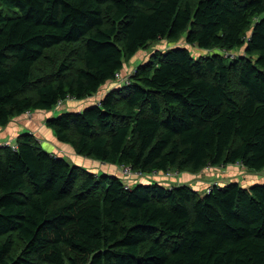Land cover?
<instances>
[{
    "label": "trees",
    "instance_id": "trees-1",
    "mask_svg": "<svg viewBox=\"0 0 264 264\" xmlns=\"http://www.w3.org/2000/svg\"><path fill=\"white\" fill-rule=\"evenodd\" d=\"M0 4L15 10L0 13V128L89 99L141 50L176 43L96 104L44 123L76 156L142 173L134 187L32 134L0 147V264H264V183H177L264 170V0Z\"/></svg>",
    "mask_w": 264,
    "mask_h": 264
},
{
    "label": "rangeland",
    "instance_id": "rangeland-1",
    "mask_svg": "<svg viewBox=\"0 0 264 264\" xmlns=\"http://www.w3.org/2000/svg\"><path fill=\"white\" fill-rule=\"evenodd\" d=\"M15 10L12 9H7L5 6L0 4V13L3 14L5 17H10L12 16V13H14ZM176 43L170 42V41H166V40H162L159 42H156L154 44L149 45L146 49L141 50L140 52L137 53V55L129 62V64H126L127 66L124 68L125 70H123V73H120V78L121 79H126L133 68H136L138 65H140L141 63L145 62L147 59L149 60L152 55L154 53H160V52H164L165 50L174 47ZM180 44H183V40L180 41ZM194 54L198 55V53H202V52H197V49H194ZM207 54H211L212 52H206ZM205 52H203V54H206ZM201 54V55H203ZM128 67H130V70L128 71ZM124 74V75H122ZM126 74V75H125ZM120 84H123L122 82ZM105 87H103L102 89L99 90V92L102 93L103 89ZM106 90V88H105ZM99 97L97 95H94L93 97L86 99L84 101H70L68 104H62L61 106H58L57 108H55L53 112V116L51 117H57L60 114L71 110V108H69V106L71 105H81L82 109L83 107H86L88 105H90L89 103L91 101H94L96 99H98ZM97 102V100H96ZM96 102H94V104H96ZM28 118V117H27ZM29 119V118H28ZM37 127H33V130L36 129ZM71 152V151H69ZM72 153V152H71ZM73 154V153H72ZM57 156V155H55ZM63 158L65 160H71L74 162V160H72L70 158V155H64ZM84 158V157H82ZM69 162V161H68ZM72 165H75L71 162H69ZM82 165H85V167L88 169L89 172L94 173L96 175L98 174H107L106 172H108V170H106V167H104V164H100L97 163L95 161H92L90 159H86L84 158ZM77 166V165H76ZM81 168H84L82 166H79ZM185 176H195L196 174H189V173H184ZM177 175V173L173 174V176ZM200 181V179H205V178H211L214 179L215 181L220 180L223 177L226 178H235L237 180V182L248 185V184H262L264 183V170L259 171V172H249L246 169H244V167L240 166V165H234V166H221V167H217V168H209V169H205L203 171H201L198 176ZM119 178L121 179V182L125 184L126 179L127 178H122V176H119ZM178 178V177H177ZM156 179L157 181L163 182L164 186H169L170 184H173L171 181L172 179L167 178L164 174H156V175H151L148 180H154ZM147 180V179H146ZM213 181V180H212ZM247 181V182H245ZM131 186L134 187L135 184H132V182L130 181ZM143 183H145V181H143Z\"/></svg>",
    "mask_w": 264,
    "mask_h": 264
},
{
    "label": "crops",
    "instance_id": "crops-1",
    "mask_svg": "<svg viewBox=\"0 0 264 264\" xmlns=\"http://www.w3.org/2000/svg\"><path fill=\"white\" fill-rule=\"evenodd\" d=\"M124 68L123 70H125ZM134 69L135 68H133L132 71ZM123 70L121 71V73H123ZM129 70H130V67H128V71ZM120 82L121 81L107 84L105 86L106 90L104 88L102 93L98 92V94H96L99 97L96 100L97 101L100 100L110 90L118 88ZM96 100L91 101L89 104H94ZM69 108H71V110L73 111H77V110L80 111L84 107L80 109L81 105H71L69 106ZM51 116H53V112H35V113L32 112V113H26L21 117L13 119L6 127L0 128V145L7 141H14L17 139V137H19L20 135L24 133L32 134L36 138V140L39 142V144L47 152L57 155L58 157H63L66 154L70 155V158L74 160V162L71 161L70 159L68 160L69 162L77 166H82L86 170H88L85 167V165H82L84 158L76 156L73 150H70L67 146L58 143L57 140H55L53 133L44 126L46 119L50 118ZM33 127H37V128L33 130ZM69 151H71L73 154ZM104 167H106V170H108V172H106L107 175H111V176L114 175L118 177L122 176L119 173L120 167H114V166H108V165H105ZM195 176H198V174ZM195 176L190 175L187 177L185 176V174L178 175L177 183L187 184L197 190H205L208 186H210L212 183L215 182L214 180L215 178L214 179H211V178L202 179L201 178L200 181H198L199 178ZM229 181H237V180L235 178L233 179V178L223 177L217 182L223 185L225 183H228ZM172 183H175V181ZM125 185H131L130 181L126 179Z\"/></svg>",
    "mask_w": 264,
    "mask_h": 264
},
{
    "label": "built area",
    "instance_id": "built-area-1",
    "mask_svg": "<svg viewBox=\"0 0 264 264\" xmlns=\"http://www.w3.org/2000/svg\"><path fill=\"white\" fill-rule=\"evenodd\" d=\"M223 56H224L225 58H229V60H233V59L236 57V55L233 54V53H223ZM128 78H129V76H128L126 79H121V78H120V74H117V75H116V79L119 80V81H121L123 84H126V85L129 84V79H128ZM67 101H72V100H71V99H67ZM62 104H63L62 102H59L58 106H61ZM8 144L11 145V148H12V149H16L15 144L10 143L9 141L2 143V144L0 145V147H1V146H4V145H8ZM120 174H121L124 178H127V180H129V181H130L129 178L135 177L136 179L133 181L134 183H136L137 181L140 182V181H142L143 178H144V175H143L142 173H140V172H136V173H134V172L131 170L130 167H125V168L122 167V168H120ZM166 176H167V177H170V176H172V173H171V172H168V173H166Z\"/></svg>",
    "mask_w": 264,
    "mask_h": 264
},
{
    "label": "bare ground",
    "instance_id": "bare-ground-1",
    "mask_svg": "<svg viewBox=\"0 0 264 264\" xmlns=\"http://www.w3.org/2000/svg\"><path fill=\"white\" fill-rule=\"evenodd\" d=\"M196 2V1H195ZM197 8V7H196ZM188 34V33H187ZM244 39V38H243ZM120 42V41H119ZM120 45V44H119ZM143 46V45H142ZM218 47V46H217ZM231 48V46H230ZM121 51V50H120ZM184 54V53H183ZM215 54V53H214ZM216 55V54H215ZM226 59V58H225ZM190 61V60H189ZM194 62V61H193ZM53 132V131H52ZM54 133V132H53ZM153 233V232H152ZM149 234V233H148Z\"/></svg>",
    "mask_w": 264,
    "mask_h": 264
},
{
    "label": "clouds",
    "instance_id": "clouds-1",
    "mask_svg": "<svg viewBox=\"0 0 264 264\" xmlns=\"http://www.w3.org/2000/svg\"><path fill=\"white\" fill-rule=\"evenodd\" d=\"M119 81V80H118ZM121 83V82H120ZM124 85H126V84H124Z\"/></svg>",
    "mask_w": 264,
    "mask_h": 264
}]
</instances>
